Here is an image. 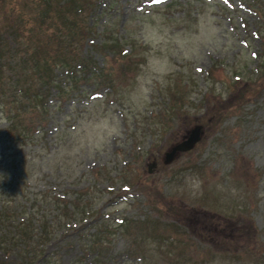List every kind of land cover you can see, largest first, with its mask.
Masks as SVG:
<instances>
[{"label":"rangeland","instance_id":"rangeland-1","mask_svg":"<svg viewBox=\"0 0 264 264\" xmlns=\"http://www.w3.org/2000/svg\"><path fill=\"white\" fill-rule=\"evenodd\" d=\"M103 9L96 41L126 40L128 54L98 52L105 72L81 78L83 95L67 92L63 77L45 141L6 143L9 121L0 119V219L14 235L39 199L34 216L55 221L57 240L46 245L55 261L37 263L100 255L103 264H207L217 253L221 264H264V90L239 98L264 68V0H107ZM196 120L206 125L202 141L165 162ZM57 198L93 207L87 217L58 214ZM172 216L188 246L157 245L172 226H119ZM9 234L0 233V264L16 261ZM84 246L94 251L84 257Z\"/></svg>","mask_w":264,"mask_h":264},{"label":"trees","instance_id":"trees-1","mask_svg":"<svg viewBox=\"0 0 264 264\" xmlns=\"http://www.w3.org/2000/svg\"><path fill=\"white\" fill-rule=\"evenodd\" d=\"M105 1L107 2V0H0V119L9 121L4 133L6 143L20 139L21 144L28 145L42 140L41 135L50 130L47 125L56 119V113L61 108L62 103L58 99L57 103L53 101L56 97V85L59 88L57 96L65 94L62 83L68 81L71 82V86L70 89L67 87V92L71 90L85 94V88L80 86L81 78L84 76L83 78L92 79L95 75L105 72L106 65L104 67L98 65L96 59L98 52L103 54L105 60L109 59L110 52L123 51L124 55L128 54L123 49L126 40L108 41L101 38L96 41L102 35L97 27L98 19L106 12L105 9L100 11V5ZM263 69L262 67L259 71L261 74H258L259 72L253 74L255 77L257 74L258 76L250 79L249 84L239 91V98L243 97L249 101L262 93ZM63 77L67 79L64 82ZM63 130L64 128H59L56 133ZM46 136L47 134L44 141ZM83 194L85 193L79 195ZM56 200L59 201L58 214L61 212L67 215L75 214L74 217H85L89 215L86 212L89 211V206L93 207L91 202L82 205L79 200L80 204H76V201L72 203L75 209H70L68 199ZM38 201V198L33 200L30 209L32 211L27 210L25 213L28 219L25 218L20 223L14 235L6 228L7 225L2 222L4 220L2 214L0 215L2 219L0 233L3 236L10 233L8 236L16 240L11 246L5 245L6 249L16 252V261L13 264H47L43 261L37 262L48 258L51 262L55 261L53 254L46 255L48 243L57 240V234L49 229V223L55 221L46 218L48 215L44 213L39 219L34 216V207ZM70 221L69 216L67 222ZM132 221L133 219L124 220L119 225L122 226L121 229H125L124 234L130 229L134 230V224L139 227L140 223H144L157 229L162 225L165 228L172 226L169 232L162 234L161 239L155 238L157 245L166 240H170L171 244L181 242L184 246L189 245L184 238V230L181 231L180 225L171 218L166 222L151 217L144 222ZM143 231H135L132 238ZM100 233L102 232L99 231L97 234ZM93 241L94 238L92 243ZM143 241L148 247L146 237ZM82 249L84 257L93 250L92 246H84ZM54 253L57 254V250ZM150 255L147 252L143 254L146 259H150ZM216 255L217 253H211L203 263L221 264L219 262L223 258ZM95 256L97 258L100 255ZM96 258H93L90 264H103L98 263ZM84 260L79 259L82 263Z\"/></svg>","mask_w":264,"mask_h":264},{"label":"water","instance_id":"water-1","mask_svg":"<svg viewBox=\"0 0 264 264\" xmlns=\"http://www.w3.org/2000/svg\"><path fill=\"white\" fill-rule=\"evenodd\" d=\"M202 128H203L202 125H197L195 128H193L191 130L189 136L184 141H182L179 144H177L176 146H174L172 151L168 152L166 154L165 161L169 162L177 152L189 151V150L193 149V147L196 145V143L201 140ZM152 166L155 167V166H157V164L154 162L152 164Z\"/></svg>","mask_w":264,"mask_h":264}]
</instances>
